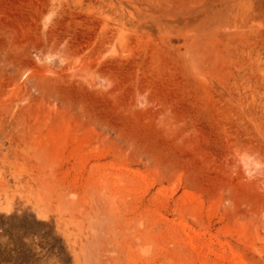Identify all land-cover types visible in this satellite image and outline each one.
<instances>
[{"label":"rangeland","instance_id":"374dc122","mask_svg":"<svg viewBox=\"0 0 264 264\" xmlns=\"http://www.w3.org/2000/svg\"><path fill=\"white\" fill-rule=\"evenodd\" d=\"M260 164L264 0H0V264H264Z\"/></svg>","mask_w":264,"mask_h":264},{"label":"clouds","instance_id":"9594fccd","mask_svg":"<svg viewBox=\"0 0 264 264\" xmlns=\"http://www.w3.org/2000/svg\"><path fill=\"white\" fill-rule=\"evenodd\" d=\"M260 169H264V164H260ZM245 175H247V172H245Z\"/></svg>","mask_w":264,"mask_h":264}]
</instances>
